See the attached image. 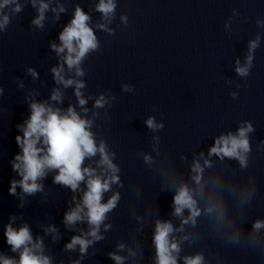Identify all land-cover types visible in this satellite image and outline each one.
Masks as SVG:
<instances>
[{"label": "clouds", "instance_id": "9594fccd", "mask_svg": "<svg viewBox=\"0 0 264 264\" xmlns=\"http://www.w3.org/2000/svg\"><path fill=\"white\" fill-rule=\"evenodd\" d=\"M28 4L37 13L31 21V26L39 30L45 28L48 12L53 14L54 21H58L61 14L67 12L61 0H23V3L21 0H0V34L8 31L12 18L22 13ZM117 7L118 0H98L94 10L101 14V20L93 27L91 15L79 4L75 6L72 18L58 35L59 43L51 42L49 45L59 58L58 64L51 68L57 87L53 88L49 100L35 99L38 93L34 92L26 97L30 114L22 123L16 125L21 133L15 137L20 151L9 161L12 171L19 177L10 181L9 188V194L20 200L18 207H24L26 197L44 193L42 181L50 173H54V184L68 188L73 193L68 210L63 216L65 228L79 232L78 235L72 236L64 249L68 252L78 249L80 258L73 260L72 264H81V260L88 254V249L105 239L101 228L103 227L105 232L112 228L106 221L121 199L120 192L113 188L123 187L119 175L121 168L114 162L116 153L110 150L103 136L93 131L94 127H99L96 124L101 117L99 109L113 107L117 97L101 93L94 98V110L89 115L90 110L86 105L93 97H85L83 90L87 85L82 79L86 75L82 65L87 57L101 51L96 30L113 36L116 34L109 25L116 18ZM232 16L238 17V10L233 9ZM120 22L127 27L128 16L122 14ZM231 22L232 17H229L225 24L226 29H229ZM256 25L264 29V20L257 19ZM260 42L261 36L257 34L248 42L244 63L239 59L235 61V72L238 76L250 75ZM0 71L3 69L0 68ZM26 74L33 80L39 75L34 68H28ZM17 83L20 88L24 87L22 81ZM67 88L73 89L77 103L69 104L64 109L57 105H62L64 90ZM121 88L124 92L134 91V87L129 84H123ZM3 94L4 88L0 87V96ZM229 96L236 100L238 93L230 92ZM161 115L163 117V114ZM104 119L111 120L107 111L104 113ZM144 123L153 133H159L165 127L163 119L157 121L154 116H149ZM254 131L251 122L243 121L235 132L229 131L215 137L207 155L203 152L194 154L189 164L187 180L180 178L172 169L160 171L162 188L172 191L174 196L170 214L172 219H161L158 215L153 219L154 264H210L203 251L182 255L185 244L192 246L198 243V233L188 229H197L201 218L207 222L209 235L213 239L219 240L227 248L258 252L264 261V219L254 220L246 232L243 228L247 222L246 210L256 198L255 183L249 181L247 184L237 185L226 181L222 175L206 174L207 170L214 167L213 157L221 162L225 159L235 160L241 170L247 169L252 153L250 134ZM160 143V137L154 135L152 146L157 156L160 155ZM262 146L264 141L258 148ZM142 159L149 167L156 163L151 154H143ZM181 159L187 161L185 156H181ZM107 193L111 195L105 201ZM17 219L16 215L10 214L9 222L4 225L6 244L15 255L0 251V264H53V257L46 253L44 237H34L26 222L14 227ZM19 219H22V216ZM173 219L178 220L179 225L174 224ZM136 220L141 225V228L137 229L139 232L145 221L140 216H137ZM80 224H86L87 230L78 228ZM40 227L45 236H51L53 242L61 238L55 225ZM124 251H127V255L119 254ZM108 256L114 264H125L129 258H142L143 249H134L120 242L116 245V251L109 252ZM216 264H221L219 258Z\"/></svg>", "mask_w": 264, "mask_h": 264}]
</instances>
